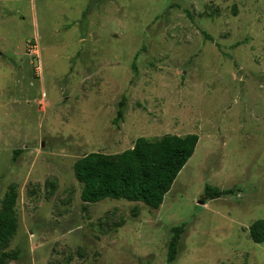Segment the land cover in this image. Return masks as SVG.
Wrapping results in <instances>:
<instances>
[{
    "label": "rangeland",
    "instance_id": "obj_1",
    "mask_svg": "<svg viewBox=\"0 0 264 264\" xmlns=\"http://www.w3.org/2000/svg\"><path fill=\"white\" fill-rule=\"evenodd\" d=\"M193 133L159 209L82 200L78 158ZM11 184L7 264H264V0H0V209Z\"/></svg>",
    "mask_w": 264,
    "mask_h": 264
},
{
    "label": "trees",
    "instance_id": "obj_2",
    "mask_svg": "<svg viewBox=\"0 0 264 264\" xmlns=\"http://www.w3.org/2000/svg\"><path fill=\"white\" fill-rule=\"evenodd\" d=\"M123 104L124 102L121 103ZM123 117L124 111L120 109L116 120ZM198 141L199 135L195 133L182 136L165 134L154 140L139 137L132 148L121 153L106 154L96 151L85 154L73 165L74 174L82 184L81 198L86 203H98L107 198L124 199L159 209L179 173L193 156ZM205 193L210 199H216L231 191L208 184ZM18 196L16 185L11 184L2 200L0 264H7L19 257L17 251L6 250L18 229ZM133 214L138 216L136 211ZM185 230L186 223L171 228L168 263L177 259L179 243ZM249 233L254 242H264V218L255 220L249 227Z\"/></svg>",
    "mask_w": 264,
    "mask_h": 264
},
{
    "label": "water",
    "instance_id": "obj_3",
    "mask_svg": "<svg viewBox=\"0 0 264 264\" xmlns=\"http://www.w3.org/2000/svg\"><path fill=\"white\" fill-rule=\"evenodd\" d=\"M201 203H203V201H201Z\"/></svg>",
    "mask_w": 264,
    "mask_h": 264
}]
</instances>
